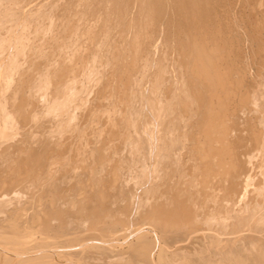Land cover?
Wrapping results in <instances>:
<instances>
[{
    "label": "rangeland",
    "instance_id": "1",
    "mask_svg": "<svg viewBox=\"0 0 264 264\" xmlns=\"http://www.w3.org/2000/svg\"><path fill=\"white\" fill-rule=\"evenodd\" d=\"M7 1H9L10 3ZM13 1L15 2L13 3ZM20 1L18 2V0H11V1L10 0H0V5H1L0 7V13H1L0 14V17H1L0 18V34L1 35L0 36L2 39L4 38L3 40L0 39V42L2 41L0 43V65H1L0 72L5 70L3 71L4 73L0 75L1 76L0 77V80H1L0 81V88H1L0 89L1 90L0 91V105L1 103L5 104L9 101L8 99L11 97L12 94H14L13 91H15L16 88L23 81L28 79L26 76L30 78L31 75H33V77L38 78V75H41L39 73L45 72L46 69L47 71H48V68L49 70H52V68L53 69H55L56 67L58 68L59 66L63 64H64L63 66L66 65L67 67L73 66L72 68H74L73 69L74 72L76 71V69H78L79 73H80L79 70L83 71V68L85 69L86 67L87 69L85 73H82L83 76L81 75L82 77L79 78V81H83V82L78 81L79 83H81L80 85L78 83V87L79 86L81 87L80 91L78 92L79 99H77L76 103H72L70 107L72 108L70 109L71 112H73V114L75 115L73 123L78 125V126L76 125L78 129L75 128V130H68L63 135L61 132L57 131L56 126L60 124H64V122L67 119V114L66 113L64 114V109H62L63 105L60 99L55 98L54 101H52L51 106H49L48 108L45 109L43 107L42 109L41 108L42 106L39 107V110L41 108L40 112L43 113L40 115L42 116V118L39 116L37 117L36 120H34V122L32 120L30 121L31 123L30 122L25 123L28 125V126L24 125L25 128L23 124H20V123L19 125L18 123H16V125H14V123L13 124L9 123L5 130L6 134H2V133L0 134L1 135L0 136L1 138L0 139V178L6 179L10 177L12 173H16L15 172L16 171L15 169L16 160L19 158V155L21 153L20 150H22V148L23 149L36 148L40 145L39 143L41 141L49 140L48 142L49 143L52 142V146H55L56 145L55 143L59 142L61 144V146L59 147H62L63 149L60 148V151H59L58 147H52V149L54 148L55 150L54 152L55 155L52 154L53 156L52 155L51 156L53 158L54 157L60 158V156L65 157V159H63L62 162H58L53 165V170L49 178L47 179L50 181V179L52 178L51 176L55 178L53 180L55 181V184H56V186L53 185L54 188H52V186L49 185L50 182L48 183V186H50L48 188V186H45L47 181L46 182L43 181L41 184L35 185V187L32 186V188L30 187L27 188L26 184L28 185L29 182L27 183L23 182V184L21 183L15 186L14 188L8 190L10 193L9 196L11 199L13 198V196H16V197L13 198L15 201L12 199L14 203L10 199L7 205L3 207L4 210L3 209L0 210L1 211L0 218H2L5 221V222L4 221L0 222V264H145V263L146 264H251V263L252 264H263L264 263V257H263L264 256V225L263 223H261V218L264 215V183H263L264 163H262V160H264L263 158L264 157V126H263L264 124L262 125V122L264 123V113L262 114V112H264V62H263L264 61V0H201V1L200 0H192V1L182 0V2L181 0H159V1L154 0L155 2L151 1V3H149L150 6H148V2H150V0H130V1L129 0H113V1L110 0L109 2L106 1V3L105 1L103 2L102 0H73V3L71 2L72 0L70 1L69 0H57V1L56 0H22L21 2ZM65 1L66 2L68 1L66 5H65ZM87 1L92 6V8L95 7L94 8L95 11L99 9L98 11L96 12L94 11V12L95 13L98 12L99 15H102V16L103 15L107 16L108 12L107 14L105 13L111 7L110 9L111 11L109 10L111 12L110 14L112 15V16L110 15L112 18L111 26H110L111 28L109 27L110 31L108 32H104L101 30L99 31L101 20H99L100 18L98 17V13L95 19L96 15L94 16L93 14L94 12L89 11L87 16L84 17L85 23L82 26V28H80L78 34L75 36L73 34L71 39L68 38L69 41H67L66 39L68 35L70 37V34H68V32L70 33V31L67 30L68 28L66 29L67 25L66 26L64 25V22L67 19L64 22L62 21V19L64 20L65 18H67L65 17V15L67 16V11H64V10L66 8L67 9L72 8L73 10L81 9L83 11H86L88 9V4L85 5ZM114 1H115V5H113ZM194 1L195 3H193ZM183 2H185L186 4H191V5H187L186 7V5ZM15 3L17 4L20 3V6H19L20 9ZM119 3H123V4H119ZM164 3H165V6H164ZM55 4H57L56 5L57 7L55 6ZM103 5L105 9L102 7ZM122 5L123 6L126 5V6L122 7ZM13 6L16 7L15 11L18 10L20 12L11 11V9L14 10ZM63 7H64V10H62ZM137 7H138V10H137ZM58 8L59 9L62 8V9L59 10ZM106 8H108V10H106ZM118 8H120L121 10H119ZM157 8H159L160 11ZM202 8L208 10L210 12L209 14L211 15H208L207 18H201L200 14H202L201 13ZM9 9H10V13H9L10 16L8 15V13L7 14L5 13ZM184 9H186L187 11ZM189 9L195 10L194 17H192L193 10L191 13ZM115 10L117 11L116 13H115ZM145 10L146 11L148 10L147 12H150V13H147ZM121 11H122V18L120 16L121 14H119V12L121 13ZM52 12H54V14ZM51 14L52 16L50 17ZM45 15L47 16V19L43 23V20H45L46 18L45 17L43 19ZM53 15L56 18H57V15L58 16L61 15L63 17V18L61 17L62 19L60 18V16L58 18L59 20L61 19L60 20L61 22H63L62 23L63 26L59 28L57 27V30L60 28L61 30L60 31L58 30L57 32V30H55L56 28L52 27L54 29L52 28L51 29L55 31H51V29H49L50 27L49 26L48 29L50 30V32L48 31V29L47 31H44L45 34L43 32H39L41 25L45 26L47 24L49 25L50 23V25L52 24L54 26ZM148 17L149 18L151 17V18L149 19ZM190 17L192 18L193 22L194 20H197L198 17L200 18L197 20L198 22L195 21L194 26H193L192 25L193 23L191 24V22H189L190 21L189 19H191ZM49 18L50 19L52 18L53 23L52 21L48 23V21H50ZM56 18H55V21H56ZM37 19L40 22H38ZM60 21L58 20L56 21L57 23V24L55 23L56 26L61 25ZM133 21H135L134 24H130L131 22L133 23ZM99 22L100 24H98ZM37 24L40 28H38ZM65 24H67V21L65 22ZM206 24H207V27H205ZM47 26H45L44 28H46ZM64 26L65 28H63V30L65 33L62 31V27ZM124 26H126L127 29ZM35 27H37L36 30L34 29ZM67 27H69V25ZM137 27H139V29ZM194 27L196 29H194ZM201 27L202 28L204 27V28L202 29ZM119 28H122V29H119ZM70 29L72 30V28ZM201 29L203 32L200 31ZM33 30L36 35L38 32L41 35L39 36L38 34L37 36L35 35L36 36L35 37L33 35L34 34ZM121 30L124 32V34L121 33L122 32ZM60 32L61 34H59ZM133 32H135L134 36L137 37V38L135 37L136 39L133 36ZM30 33H32V35ZM54 34H56V36ZM62 34L63 36L66 35L65 37L66 39H64L63 41L65 44H61L63 42L62 41L60 42V40L58 39V38H60L61 40L63 39L61 37ZM14 36L17 39H14L15 38ZM44 36H47V37H44ZM57 36L58 38H56ZM199 36H201V39H202L201 41L204 40L203 43L200 41ZM190 38L192 41H189ZM38 39H40L41 42ZM130 39H133L132 40L133 42H136L137 40L138 44L135 43L137 44L135 45L137 46L136 48H134L135 47L134 45H133L134 47L131 45L132 41ZM13 40L15 41L14 43H13ZM16 40L18 41L16 42ZM22 40L24 42H22ZM65 40L68 43L70 42L69 46H67L68 43ZM194 40H196V42ZM19 41L22 42L24 45L20 43ZM127 41H130V43H128ZM187 41L190 44H192L193 42L195 45V46L192 45L193 47H197L196 46L197 44L206 45L207 46L205 47L207 48L206 50H209L210 54L213 53L212 55L215 58H213V56L211 55L212 56L211 60L210 59L208 60L211 62L209 63L207 62L210 68H206L208 66H205L203 64L204 62L207 61L205 59H204L205 60L204 62L202 61L203 55L201 56L199 54L200 57H202V59H199L198 55H195L196 48L194 49L193 47H190L191 45L189 46V43ZM216 41L217 42L219 41L220 43L219 42L217 43ZM74 42H76L75 45H74ZM71 43H73L72 45L74 47L71 45ZM185 43L188 44L189 49L193 48L195 50L194 51L193 49H190L193 55L191 54H190L191 56L189 55L187 51H189L190 53L191 51L189 49H185V47L187 48ZM129 44L131 45V47ZM139 44H141L140 47H139ZM21 45L22 47H20ZM64 45H66L65 48L66 47L70 48V45L72 47L70 49L66 48L67 51H65L66 49H64L63 47ZM116 45H118L119 50L116 48ZM217 46H219V50L221 49L222 50L219 51ZM59 47L61 48L63 47V50ZM60 49H61V52L63 51L62 54L59 52ZM181 50L184 53H188L187 54L189 55L188 58H185V56L184 58L180 57L181 54H184L182 53ZM53 51L54 53H52ZM135 52H136V55H135ZM17 53L19 54L17 55ZM24 53L25 54L27 53V55L24 56ZM66 53H67V56H65ZM221 53H223L224 55ZM45 55L48 60L44 58ZM61 55L64 56L65 59H62L63 57ZM54 56L56 58H54ZM116 57L118 59H116ZM136 57H138L139 59ZM59 58L60 60L62 59L61 62L64 61L63 64L58 60ZM82 58L84 59V61L85 60L86 61L90 60V61H87V62L85 61L86 63L85 62L83 63L81 62L83 61ZM178 58L179 59L181 58L182 60L180 61H183V63L184 62L185 63L181 64L180 61L179 63L177 61L179 60ZM190 58L192 60L193 58H196L199 60V61L197 60L198 63L196 62V64H194L195 69L192 66L190 67V64L194 63V60L192 61ZM14 59H17V60L15 61ZM187 59L190 60L188 62L189 67L187 65V61H188ZM9 60H12V61H9ZM33 60L35 63L36 61H38L39 63L41 62L40 64L38 62L36 63L37 65L36 69L32 67ZM50 60L52 61L53 64L51 63ZM45 61L52 67L51 66L49 67L47 63L44 64ZM212 61L216 63L212 65ZM34 62H33V66H34ZM80 63L81 65L84 64L86 66L85 67L82 66V68H79L81 66ZM42 64H44V66L47 65L48 67H43ZM198 64H199V67L195 66ZM159 65H161L162 67H160ZM4 66H6L5 68L10 67L7 73H5L6 69L4 68ZM148 66L149 67L151 66V67L149 68ZM163 66L166 69V71H168L169 69L170 71H168L167 73L168 79L162 85L163 89L160 87L162 91L159 90L160 92L158 94H161V98L163 99V102L168 103L170 101L171 104L169 102L170 106L167 109L168 110L167 113L164 116L159 117L155 115V113H153L151 109H148L149 105H148V100L146 99V96H151L153 94H156L155 92L157 91L156 90L157 86H159V83L161 82L162 73L164 72ZM202 66L204 68L201 70L200 68ZM1 67H3L2 71H1ZM27 67H30L29 70L30 71L32 70L31 72L33 73L35 72L36 74L34 73L30 75L29 74L30 71L26 69ZM158 67L161 68L160 78L159 76L158 78L157 77L154 78L156 74V70L159 69ZM211 67L214 70L211 69ZM37 68H39L41 72ZM206 69H207V72L211 71L209 72L210 76L207 75L208 80L209 78H211L209 80L210 83L208 80L205 81L207 79L205 75L208 74L205 71ZM215 69H219L218 72H216L217 70L215 71ZM19 70L20 71L23 70L22 71L23 73L21 72L22 74L20 73L17 74L16 72H20ZM24 70L25 71L27 70L29 72L26 73ZM197 70L199 71V73H200V70L201 72H203L204 70V73H206L205 75L204 73L199 74L200 77L202 75V80L197 75L198 74ZM212 71H215L216 72L215 74L217 75L220 74V76L218 75L220 78H221V75L223 76L222 78L225 77L226 81L222 80V78L220 80V78L216 75L217 76V79L215 78L216 82L218 80L220 81L217 82L218 85H215L216 82H214L215 80L212 78L214 77L215 74H213L214 72ZM219 71L222 72V74L219 73ZM178 72H179V75H178ZM224 72H226V74ZM180 73H181V76L184 78L185 76L186 78H189L191 75H195L196 79L201 80L202 82L201 84H203L204 82L206 83L207 86L208 84L212 86L211 84L214 82L215 83V84L213 83L214 90H215V87L217 91L220 90L219 91L220 94H219L217 93V91L215 92L214 90H212L213 87L212 88L207 87V89L205 90L203 86L198 85L197 89H195L197 91L195 90L194 91L198 94L200 93V95L196 94L197 96L196 101L201 107H198L197 105H195V108L198 107L197 109H201L205 103L206 104L204 108L209 106L210 103L207 104L205 99L202 98V97H205L204 92L206 91L207 93V91H209V88H210V91L209 93L206 94L208 99H211L212 97V100H215L219 103L221 102L222 104H225L226 102L225 105L227 106V108L229 106L230 109H227L225 105H221L223 108L225 106L224 110L229 114L228 120H229V125L233 128L232 133L234 135H237V139L239 138L238 139L239 143L234 142L232 144V148L235 152L239 153V156L241 158V164L243 165V167L244 168L247 167L249 170V173L251 174L253 173L252 176H254L251 179V188L249 190V194H247L246 199H243L241 197V200L235 201L232 197H223L220 195L219 197L214 196V198L209 200V194H210V192H208L209 190L207 189L208 191L206 192L204 190L205 187H203L202 189V187L200 186L199 187L194 186V188H192V191H193L192 194H187V193L181 194L178 205H174L172 207L169 206L168 202H165V198L159 199V195L163 191L167 190L168 194L173 195V194H177L178 190L186 189V187L189 186L188 179L192 176V174H194V169H195L194 167H192L193 166L192 158L185 154V152L187 151L186 148H183L182 145H180L179 143H175L173 136H172V134L174 133V130L176 131L178 130L176 133H178L179 131H182L184 133V131L189 130L190 128L192 129V125L197 122V119L199 117L198 113L197 114L194 113L190 120H187V119L184 120L182 115L181 114L179 115L180 108H181L179 106L180 98H178L176 101L177 95L171 88L172 87L171 85H173L172 78L175 76L178 78L180 76ZM182 74L185 76H183ZM231 74L232 76H230ZM203 75L205 77H203ZM21 77H24L25 80L24 78H21ZM228 77H231V78H228ZM20 78L23 80H21ZM48 83L50 85L47 84V86L49 85L47 92L50 91L48 92L50 94L51 91L54 89L53 83H55V80L52 81L51 79H49ZM219 84L221 85L219 86ZM169 85H170V88H169ZM14 87H15V90H14ZM199 88L200 89L202 88L205 91H202L201 89L199 91H202V92H199L198 91ZM168 89H172V92L170 93L171 90H168ZM154 90L156 91L154 92ZM195 92H193L194 96H195ZM201 93L202 94L204 93V95L201 97L202 99H204V101L200 98ZM26 94H31V91L26 92ZM166 94H168V96ZM250 94L251 95L253 94V96L255 95V97L251 96ZM209 95L211 97H209ZM212 95H215V97ZM260 95L261 97H259ZM248 97L249 99H247L245 103V100H246L245 98H248ZM6 98H8L7 101H6ZM261 99L263 100L261 101ZM201 100L204 104L200 103ZM249 100L253 102L251 103L249 102ZM247 102H249V104ZM120 106L123 107V109L120 108ZM250 106L253 108L250 109ZM115 107L118 108V110ZM256 108L257 109L259 108V109L257 110ZM49 109H51V111H48ZM114 109L118 111L117 114L116 112L113 111ZM228 110H230L231 113H229L230 111ZM113 112L115 114H113ZM120 112L122 114H120ZM125 112H126V115H125ZM110 116H112L113 118ZM127 116H130L133 120L132 123L135 124L133 126H130L131 128L130 137L131 138L128 137L129 135L128 136L126 135L128 134V131H127L128 128L124 126ZM123 117H125V120H123L124 119ZM194 118L196 120L193 121ZM113 119H115L116 121ZM248 121L250 122L248 123ZM112 122L114 123L112 124ZM190 123H193L191 124V127H190ZM32 124L34 126H32ZM119 124H121L122 127L121 125L119 126ZM149 125H151L153 128H157V131H158L157 137L147 132L149 131V128H148ZM29 127L30 129L28 130ZM123 127L127 129H124ZM32 128H34V130ZM15 129L16 131L17 130L18 131L15 132ZM99 129H100V132H99ZM123 129L125 130L124 133L127 132L126 134L122 133ZM260 131L262 132V136H260L261 135ZM96 132H99L100 135L99 133H96ZM256 132L260 133L259 139L262 140V145H261V152L263 154V156L261 155L262 158L261 156L258 155L259 153L257 154V151H255L257 150L255 148H257L259 144L257 143V141L255 143L254 135L257 134ZM15 133L17 135H15ZM36 133H39L40 136L38 134L36 135ZM41 133L43 134V136ZM38 136L41 138H39ZM24 137L26 139H24ZM189 137L190 136L188 135V137L185 139V142L187 145L188 144L191 145L190 142L192 141V139ZM201 137L197 138L196 140L197 144L202 142L201 145L204 144V146L202 147L204 149V152L206 151L209 155L208 156L207 154L204 153L203 156L209 157L207 160L208 162L212 161L210 158V154H211V157H213V161L211 162L212 164L209 165L208 162L205 161V166H207L206 163L208 164V168L206 167V174L209 171L213 170L211 169L208 171V169H210L209 166L212 168L218 167L219 172L220 170L222 171V168L220 169V167L218 166L219 164L218 158L215 157L217 159L216 160L213 156V154L216 153L215 149L214 150L212 149L213 147L218 149L219 146L218 147H215L217 145L211 146L212 142L206 139L203 134H201ZM78 138H79V141L77 140ZM128 138L130 139V141ZM133 138L134 140H132ZM37 139H38V143H37ZM111 139H112V142L114 143L111 142ZM189 139H191V141ZM16 140H18V142ZM123 140L124 142L126 140V142L124 143ZM205 140L208 142H206ZM34 141H35V144H34ZM131 141H135V142L138 141L141 144V148L137 152L136 157L134 156L132 157V159H130L129 156H133L136 153L132 152V155H131L130 150L132 151V147L130 146L131 144L129 143ZM73 142L75 144H73ZM86 143H89V144H86ZM90 143H92V147H96L97 145L100 148L101 146L102 148L104 147L103 149L102 148L101 149H102V152H104L105 154V159H106L105 165L106 166L105 165L101 166L99 165L100 163L97 164L99 161H97L96 163L97 166H95V162L92 161L93 159L87 156L86 153H87V150L89 149L88 145H90ZM208 143L209 144L211 143L210 146ZM71 144H73V147ZM81 144L83 145V147ZM150 144L152 146H150ZM112 145L115 148H113ZM126 147L128 148L127 151H126ZM130 147L131 149H129ZM207 147L212 149V153L213 151L215 153L212 154L210 152L211 150L210 149L208 150ZM222 148H224L223 145L220 149ZM81 149L82 150L84 149V150L82 151ZM142 149H144V151ZM175 149H178V152H182L184 154V156L183 155L181 156L182 157V159H180L181 163L177 162V167H178L177 170H175L176 168H174L176 167V162H175V165L174 163L173 164L171 163L172 164L171 171L173 172V173L171 172L172 175L171 174L169 175L171 176V178L166 177L165 181L167 180V178L169 180H167L166 183H164L163 181V184L160 186V188H158V190L154 192L155 184L159 180L157 179L156 172L159 170H162L170 162L171 158L175 154V152L173 151ZM250 149L252 150L253 155H256L257 157H259L257 161L255 159H254L255 161L253 160L255 156L252 155ZM83 152L84 154L82 155ZM244 152L246 153L243 154ZM16 154H19V155H16ZM56 154L59 157L56 156ZM215 156H218V155L216 154ZM151 157L152 158L154 157V158L152 159ZM14 159H15V162H13ZM109 160H110V163H109ZM130 160L131 161L133 160V163H131ZM65 161L67 163H65ZM173 162H174V159H173ZM213 162H215L214 163L215 165L213 164ZM244 162L246 163L244 164ZM62 163H65L66 167H65V164H62ZM141 163L143 165H145V163L148 164L147 166L145 165L147 169V175H146V182L144 185H143V182L139 183L141 182L140 181L141 180L140 169L141 167H143ZM259 163L260 165H258ZM129 164L132 165L131 168L133 166L135 167V168L133 167L134 170L131 168H130L131 170L128 169L130 167ZM247 164L250 166H248ZM262 164H263V167H262ZM63 165L65 169L63 168ZM180 165H182L181 168H179ZM211 165H213L214 167ZM60 166L62 168H60ZM91 166L92 167L95 166V169L94 167H93L94 170L89 169L91 168ZM258 166L262 167L263 170L261 168H260L261 169L260 171L259 169H256V168H259ZM114 170L116 172L118 171L117 172L119 175L118 177H120V179L118 180L121 181V182L118 181L119 183L117 184L115 183L116 186L114 185V180H112L114 178V175H112L115 172ZM178 170L179 172H177ZM52 173H57L58 175L56 174L57 176L54 177L55 175ZM66 173H71V174L66 175ZM132 173H134V176ZM210 173H212V171ZM210 173H208L207 175H210L211 178H213ZM63 175L64 177L62 178ZM93 175L95 176L97 175L96 176L97 179L100 178L99 180H97L98 182H96L97 183L96 186H98L99 182H100L99 186H102V185L106 186L107 190H109L108 193L110 197L108 198L107 205H102V204L97 203L96 201L90 200L88 201L85 210L83 208L82 210L80 208V201H79L80 198L78 199V197L81 196L80 193L83 191H81V189H78L79 187L81 188V186L78 184L79 183L82 184L83 182H86L87 179L88 180L91 179ZM131 175L133 177H131ZM173 175L175 178H178V177L179 178L178 179H175L174 177L172 178ZM207 175L204 176L203 174L202 178L204 179L205 177L204 180L209 181L210 177ZM59 178H62L60 179L61 181H59ZM70 178L73 179L74 181L71 180ZM216 179L217 178H215L214 181H216ZM63 180L65 181L67 180L66 182L68 185L64 184L65 181ZM161 180H159V182L157 183L161 184ZM176 180L177 182L174 185V182ZM172 181L173 183H169ZM242 183H243V179L241 178V185ZM59 184H60V187H59ZM119 185H120V188H118ZM137 185L138 186L140 185V186L138 187ZM73 186L74 187L77 186L78 188L77 187L74 188ZM111 186L113 187L109 189V187ZM134 186L136 190L134 189ZM44 187L46 190L48 189L49 191H46ZM88 187L89 186H87V188ZM171 188H173L172 189L173 191H171ZM33 189H35V191ZM54 189H56L57 191ZM137 189H138V195H137ZM212 189H215V188H212ZM15 190L17 191L18 194L14 193ZM21 190L23 191V193ZM37 190L38 191L40 190L39 194L37 193L38 192ZM122 191L124 193H122ZM35 193H36V196L39 195L38 199L36 198V196H34ZM82 194H85V193H82ZM29 195L34 196L32 198H35L33 199L35 202H32L31 201L32 198H30V200L29 199H28L29 201L26 200L27 203H25V199L27 197H30ZM135 196L137 199L134 198ZM23 197H26V198L23 199ZM151 197L152 198L154 197V198L152 199ZM133 198L136 199V201ZM20 199H23V200L21 201ZM41 199L44 202H42ZM46 200L48 204L45 202ZM248 200L250 201V205L248 206L247 210H244L243 204ZM116 201H117V204H113ZM159 201H162L160 204L161 209L159 208L160 210L158 209L157 206H155L157 203H159ZM21 202L22 204H20ZM187 202H190V205L186 206ZM15 203H16V206H15ZM126 203L127 205H125ZM36 204L39 207H37ZM239 205H241V212H237V206ZM176 207L179 209V211L182 214L181 216H178V217H172L170 215V211L176 209ZM5 208H8V209L11 208V210H9L11 212L9 213V211H7V213H5L6 212ZM60 210H62L63 214L59 219H52V225L44 224V222H46L53 215H55L56 212ZM81 211H84V212H81ZM180 218H184L182 220H185V219L197 220V223L196 224L195 223L194 224L184 223L180 227L179 225L177 226L175 224L170 223V221H179ZM69 222L73 224L67 225ZM251 255L254 257H252ZM249 260L251 262H249ZM257 260L260 262H258Z\"/></svg>",
    "mask_w": 264,
    "mask_h": 264
},
{
    "label": "bare ground",
    "instance_id": "2",
    "mask_svg": "<svg viewBox=\"0 0 264 264\" xmlns=\"http://www.w3.org/2000/svg\"><path fill=\"white\" fill-rule=\"evenodd\" d=\"M11 1V0H10ZM20 0H18V2H19ZM22 1V0H21ZM20 1V2H21ZM57 1V0H56ZM70 1V0H69ZM103 2L105 1V3H106V1H110V0H102ZM113 1V0H112ZM130 1V0H129ZM151 1H154V0H150V2H148V6H150L149 5V3H151ZM157 1V0H156ZM159 1V0H158ZM192 1V0H191ZM201 1V0H200ZM7 2H9V1H7ZM15 1H13V3H14ZM17 2V1H16ZM44 2V1H43ZM53 2V1H52ZM68 2V1H67ZM66 1H65V5H66V3H67ZM72 3H73V0L71 1ZM94 2V1H93ZM118 2V1H117ZM123 2V1H122ZM128 2V1H127ZM143 2V1H142ZM155 2V1H154ZM181 2H182V0H181ZM10 3V2H9ZM12 3V2H11ZM23 3H24V1H23ZM26 3V2H25ZM55 3V2H54ZM84 3H85V1H84ZM126 3V2H125ZM147 3V2H146ZM175 3V2H174ZM185 5H186V7H187V5H191V4H186L185 2H183ZM188 3V2H187ZM193 3H195V1L193 2ZM200 3V2H199ZM198 3V4H199ZM15 4H17V3H15ZM27 4V3H26ZM47 4V3H46ZM52 4V3H51ZM58 4V3H57ZM57 4H55V6L57 5ZM88 4V9L86 10V11H83V10H81V9H78V10H73L72 8H66L65 10H64V7H63V9L62 8H60V9H62V10H64V11H67V16L65 15V17H67V18H65L64 20L62 19L63 17L61 16V15H59L60 16V18L62 19V21L64 22L66 19V21H67V24H65V22H64V25L66 26H68L69 25V27H67L66 26V29L68 30V31H70V33L68 32V34H70V37H69V35H68V37H67V39L65 38L66 37V35H64L63 36V34H62V40L60 39V38H58V36L56 37V38H58L59 40H60V42L62 41H64V39H66L67 41H69V39H71V37H72V35L74 34V36L75 35H77L78 34V32H79V30H80V28H82V26L84 25V17L85 16H87V14H88V12L89 11H95V7L94 8H92V6L88 3V1L86 2V4L85 5H87ZM101 4V3H100ZM119 4H123V3H119ZM144 4V3H143ZM183 4V5H184ZM198 4H196V5H198ZM10 5V4H9ZM13 5V4H12ZM24 5V4H23ZM44 5V4H43ZM72 5V4H71ZM113 5H115V1L113 2ZM137 5H138V3H137ZM146 5V4H145ZM153 5V4H152ZM155 5V4H154ZM157 5V4H156ZM178 5V4H177ZM184 5V6H185ZM17 6H18V8H19V6H20V3L19 4H17ZM49 6V5H48ZM58 6H60V5H58ZM109 6V5H108ZM126 5H122V7H125ZM129 6V5H128ZM147 6V5H146ZM164 6H165V3H164ZM174 6V5H173ZM183 6V7H184ZM200 6V5H199ZM208 6V5H207ZM258 6V5H257ZM0 7H1V5H0ZM14 7V6H13ZM46 7V6H45ZM57 7V6H56ZM103 8H104V5L102 6ZM121 7V6H120ZM136 7V6H135ZM144 7V6H143ZM143 7H141V8H143ZM157 7V6H156ZM192 7H193V5H192ZM191 7V8H192ZM6 8V7H5ZM10 8V7H9ZM15 8L16 7H14V10L13 9H11V11H15ZM17 8V9H18ZM116 8V7H115ZM127 8H129V7H127ZM127 8H126V10H127ZM149 8V7H148ZM151 8H152V6H151ZM190 8V7H189ZM198 8H200V7H198ZM251 8V7H250ZM20 9V8H19ZM55 9V8H54ZM59 9V8H58ZM59 9V10H60ZM102 9V8H101ZM105 9V8H104ZM110 9H111V7H110ZM109 9V10H110ZM119 10H121L120 8H118ZM124 9V8H123ZM154 9V8H153ZM152 9V10H153ZM159 11H160V9L159 8H157ZM180 9V8H179ZM194 9H195V7H194ZM99 10V9H98ZM98 10H96V11H98ZM103 10V9H102ZM106 10H108V8H106ZM106 11V13L105 14H107V12H108V15L107 16H105V15H99V13H98V17L100 18H98L99 20H101V24H100V22L98 23V24H100V29H99V31L101 30V31H104V32H108V31H110V26H111V20H112V18H111V10L110 11ZM118 10V11H119ZM137 10H138V7H137ZM140 10V9H139ZM144 10V9H143ZM150 10V9H149ZM167 10V9H166ZM184 10H186V9H184ZM187 10H188V8H187ZM186 10V11H187ZM193 10V9H192ZM192 10L191 9H189V11H191V13H192ZM196 10H197V8H196ZM18 10H16L15 12H17ZM44 11V10H43ZM47 11V10H46ZM58 11V10H57ZM95 11V12H96ZM113 11H114V9H113ZM123 11V10H122ZM122 11H121V13L119 12V14H121L120 16H121V18H122ZM141 11V10H140ZM146 11V10H145ZM148 11V10H147ZM146 11V12H147ZM154 11V10H153ZM194 11L195 10H193V16L192 17H194ZM2 12V11H1ZM18 12H20V11H18ZM23 12V11H22ZM93 13L94 14V16H95V19H96V17H97V13ZM105 12V11H104ZM117 11L115 10V13H116ZM144 12V11H143ZM181 12V11H180ZM185 12V11H184ZM197 12V11H196ZM199 12H200V10H199ZM6 14L8 13V15H9V13H10V9L9 10H7V12H5ZM12 13V12H11ZM53 14H54V12H52ZM69 13V14H68ZM147 13H150V12H147ZM190 13V14H191ZM201 13L202 14H200V17L201 18H207L208 17V15H211V14H209L210 12L208 11V10H206V9H201ZM212 13H214V12H212ZM1 14V13H0ZM17 14V13H16ZM22 14V13H21ZM47 14V13H46ZM49 14V13H48ZM61 14V13H60ZM65 14H66V12H65ZM104 14V13H103ZM135 14V13H134ZM134 14H133V16H134ZM145 14V13H144ZM156 14V13H155ZM160 14V13H159ZM197 14V13H196ZM12 15V14H11ZM15 15V14H14ZM63 15H64V13H63ZM111 15V16H110ZM136 15V14H135ZM139 15V14H138ZM142 15V14H141ZM157 15V14H156ZM163 15V14H162ZM198 15V14H197ZM7 16V15H6ZM5 16V17H6ZM10 16V15H9ZM52 16V14L50 15V17ZM55 16H56V14H55ZM59 16L57 15V18L56 17H54V15H53V17H54V26L52 25H50V23L49 22H51L52 21V18L50 19L49 18V20L50 21H48V23H49V25L47 24V23H45V24H47V25H45V26H47L46 28H44L42 25L39 27L38 26V24H37V26H38V28H40L39 29V32H43L44 33V31H47V29H48V27H49V29H51L52 27H55L56 29L55 30H57V27L59 28V27H61V26H63L62 25V23L63 22H61L58 18H59ZM118 16V15H117ZM123 16H124V14H123ZM143 16V15H142ZM183 16V15H182ZM186 16V15H185ZM199 16V15H198ZM4 17V18H5ZM13 17V16H12ZM36 17V16H35ZM46 17V18H45ZM92 17H93V15H92ZM151 17H152V15H151ZM150 17V18H151ZM174 17V16H173ZM200 17H198V19L200 18ZM1 18V17H0ZM8 18V17H7ZM20 18V17H19ZM45 18V20H43V23L46 21V19H47V16L45 15L44 17H43V19ZM55 18H56V21L58 20V21H60L61 22V25L60 26H56V21H55ZM75 18H76V20H75ZM114 18V17H113ZM133 18V17H132ZM143 18V17H142ZM149 18V17H148ZM149 18V19H150ZM191 18V17H190ZM210 18V17H209ZM94 19V18H93ZM97 19V20H98ZM127 19V18H126ZM158 19V18H157ZM193 19H195V18H193ZM197 19V20H198ZM2 20V19H1ZM8 20V19H7ZM41 20H42V18H41ZM86 20V19H85ZM132 20V19H131ZM141 20V19H140ZM145 20V19H144ZM152 20V19H151ZM159 20V19H158ZM178 20V19H177ZM184 20H186V19H184ZM190 21L189 22H191V24L194 26V23H195V21L196 22H198L197 20H194V22L192 21V18L191 19H189ZM202 20V19H201ZM204 20V19H203ZM37 21H38V19H37ZM53 21H52V23H53ZM116 21V20H115ZM147 21V20H146ZM160 21V20H159ZM211 21V20H210ZM7 22V21H6ZM18 22V21H17ZM38 22H40V21H38ZM60 22H59V24H60ZM120 22V21H119ZM123 22V21H122ZM134 22L135 21H133V23L131 22L130 24H134ZM188 22V21H187ZM19 23V22H18ZM21 23V22H20ZM37 23V22H36ZM42 23V24H43ZM56 23V24H55ZM144 23V22H143ZM152 23V22H151ZM157 23V22H156ZM199 23H200V21H199ZM198 23V24H199ZM204 23V22H203ZM7 24V23H6ZM17 24V23H16ZM15 24V25H16ZM33 24V23H32ZM41 24V23H40ZM121 24V23H120ZM123 24H125V23H123ZM158 24V23H157ZM190 24V25H191ZM197 24V23H196ZM200 25H201V23H200ZM199 25V26H200ZM211 25V24H210ZM4 26V25H3ZM14 26V25H13ZM17 26V25H16ZM32 26V25H31ZM65 26L64 27H62V31L64 32V30H63V28H65ZM128 26V25H127ZM204 26V25H203ZM6 27V26H5ZM5 27H4V29H5ZM9 27V26H8ZM110 27V28H109ZM123 27V26H122ZM124 27H126V26H124ZM134 27V26H133ZM136 27V26H135ZM182 27V26H181ZM205 27H207V24L205 25ZM212 27V26H211ZM10 28V27H9ZM9 28H8V30H9ZM32 28V27H31ZM36 28L37 27H35L34 29L36 30ZM70 28H72V30L70 29ZM130 28V27H129ZM138 29H139V27H137ZM149 28V27H148ZM170 28V27H169ZM202 28V27H201ZM204 28V27H203ZM202 28V29H203ZM213 28V27H212ZM45 29V30H44ZM48 29V31L50 32V30ZM52 29H54V28H52ZM51 29V31H55V30H52ZM70 29V30H69ZM119 29H122V28H119ZM118 29V30H119ZM126 29H127V27H126ZM125 29V30H126ZM134 29V28H133ZM136 29V28H135ZM194 29H196L195 27H194ZM193 29V30H194ZM202 29L200 30V31H202ZM2 30V29H1ZM41 30V31H40ZM59 31L61 30V28L60 29H58ZM58 30H57V32H58ZM124 30V31H125ZM131 30V29H130ZM150 30V29H149ZM171 30V29H170ZM21 31V30H20ZM19 31V32H20ZM61 31V32H62ZM66 31V30H65ZM122 31V30H121ZM120 31V32H121ZM135 31V30H134ZM141 31V30H140ZM198 31H199V29H198ZM197 31V32H198ZM5 32H6V30H5ZM8 32V31H7ZM29 32V31H28ZM32 32V31H31ZM37 33V35L39 34V36L41 35L40 33ZM56 32V33H57ZM61 32L59 33V34H61ZM62 32V33H63ZM96 32V31H95ZM203 32V31H202ZM206 32V31H205ZM219 32V31H218ZM12 33V32H11ZM33 35L35 36L36 34H35V32H34V30H33ZM52 33H54V32H52ZM65 33V32H64ZM122 34H124V32L122 31L121 32ZM130 33V32H129ZM134 33L135 32H133V36H134ZM201 33V32H200ZM13 34V33H12ZM31 35H32V33H30ZM45 34V33H44ZM47 34V33H46ZM58 34V35H59ZM126 34V33H125ZM137 34V33H136ZM139 34V33H138ZM141 34V33H140ZM170 34V33H169ZM184 34V33H183ZM199 34V33H198ZM203 34V33H202ZM1 35V34H0ZM4 35V34H3ZM27 35H29V34H27ZM36 35V36H37ZM55 36H56V34H54ZM108 35V34H107ZM106 35V36H107ZM35 36V37H36ZM116 36H117V34H116ZM121 36V35H120ZM126 36V35H125ZM170 36V35H169ZM191 36V35H190ZM202 36V35H201ZM201 36H199L200 37V41L202 40L201 39ZM218 36V35H217ZM2 37H4V36H2ZM15 37V36H14ZM28 37V36H27ZM32 37V36H31ZM34 37V38H35ZM42 37V36H41ZM44 37H47V36H44ZM54 37V36H53ZM130 37V36H129ZM136 36H134V38H135ZM20 38V37H19ZM25 38V37H24ZM43 38V37H42ZM41 38V39H42ZM55 38V37H54ZM69 38V39H68ZM75 38V37H74ZM73 38V39H74ZM119 38V37H118ZM133 38V39H134ZM137 38V37H136ZM135 38V39H136ZM184 38H186V37H184ZM188 38V37H187ZM198 38V37H197ZM203 38H205V37H203ZM207 38H209V37H207ZM0 39L1 40H3L2 38H1V36H0ZM13 39V38H12ZM11 39V40H12ZM14 39H17L16 37L14 38ZM21 39V38H20ZM133 39H130L131 41L133 40ZM164 39V38H163ZM178 39V38H177ZM211 39H212V37H211ZM210 39V40H211ZM216 39V38H215ZM219 39H220V37H219ZM10 40V39H9ZM19 40V39H18ZM18 40H16V42L18 41ZM38 40H40V39H38ZM65 40V41H66ZM79 40V39H78ZM117 40V39H116ZM128 40H129V38H128ZM45 41V40H44ZM56 41V40H55ZM66 41V42H67ZM74 41V40H73ZM80 41V40H79ZM135 41V40H134ZM189 41H192L191 40V38H190V40ZM195 42H196V40H194ZM220 41V40H219ZM218 41V42H219ZM2 42V41H1ZM0 42V43H1ZM15 41L13 40V43H14ZM20 42V41H19ZM22 42H24L23 40H22ZM22 42H20V43H22ZM39 42V41H38ZM40 42H41V40H40ZM120 42V41H119ZM118 42V43H119ZM128 43H130V41H127ZM140 42V41H139ZM168 42V41H167ZM188 42V41H187ZM202 43L204 42V40L203 41H201ZM217 42V41H216ZM217 42V43H218ZM6 43V42H5ZM12 43V44H13ZM19 43V44H20ZM45 43V42H44ZM57 43V42H56ZM68 43V42H67ZM66 43V44H67ZM70 43V42H69ZM69 43H68V45L67 46H69ZM115 43H117V42H115ZM135 43H137L138 44V42H137V40H136V42H131V45L133 46H135V45H137V44H135ZM141 43V42H140ZM181 43H182V41H181ZM189 43V42H188ZM200 43V42H199ZM213 43V42H212ZM220 43V42H219ZM23 44V43H22ZM31 44H33V43H31ZM61 44H65L64 42L63 43H61ZM73 43H71V45H72ZM76 44V42H74V45ZM184 44V43H183ZM186 44V43H185ZM197 44V43H196ZM206 44V43H205ZM222 44V43H221ZM8 45V44H7ZM10 45V44H9ZM16 45V44H15ZM14 45V46H15ZM24 45V44H23ZM28 45V44H27ZM60 45V44H59ZM70 45V48L73 46H71ZM130 45V44H129ZM131 45H130V47H131ZM177 45V44H176ZM180 45V44H179ZM191 45V46H190ZM195 46L194 45V43L192 42V44H190L189 43V46L190 47H193V46ZM212 45V44H211ZM214 45V44H213ZM217 45V44H216ZM13 46V45H12ZM65 46L66 45H64L63 47H64V49H66V48H68V47H66L65 48ZM125 46V45H124ZM133 46V47H134ZM141 46V44H139V47ZM183 46V45H182ZM186 46H187V48L185 47V49H189L188 48V44H186ZM197 47H193L194 49L196 48V53H195V55H198V57H199V59H202V57H200V55L202 56L203 55V59H202V61L204 62L205 60H207L206 62H202L205 66H208V67H206V68H210L209 67V62H211V61H208L209 59L211 60V58H212V54H210L209 53V50H206L207 48H205V47H207L206 45H202V44H197L196 45ZM2 47V46H1ZM20 47H22V45L20 46ZM28 47V46H27ZM57 47V46H56ZM63 47L61 48V47H59V48H61L62 50H63ZM74 47V46H73ZM80 47V46H79ZM115 47V46H114ZM126 47V46H125ZM129 47V46H128ZM137 46H135L134 48H136ZM138 47V48H139ZM184 47V46H183ZM216 47V46H215ZM224 47V46H223ZM36 48V47H35ZM42 48V47H41ZM70 48H68V49H70ZM116 48L118 49V45H116ZM134 48H133V50H134ZM142 48V47H141ZM179 48V47H178ZM193 48H190V49H193ZM217 48H218V50H219V46H217ZM226 48V47H225ZM15 49V48H14ZM13 49V50H14ZM43 49V48H42ZM61 49H60V53L62 54V52H61ZM77 49V48H76ZM122 49V48H121ZM184 49V48H183ZM182 49V50H183ZM184 49V50H185ZM189 49V50H190ZM193 49V50H194ZM221 49V48H220ZM13 50H12V52H13ZM17 50V49H16ZM22 50V49H21ZM31 50V49H30ZM29 50V51H30ZM119 50V49H118ZM132 50V49H131ZM136 50V49H135ZM181 50V51H182ZM212 50V49H211ZM214 50V49H213ZM222 50V49H221ZM221 50H219V51H221ZM15 51V50H14ZM18 51V50H17ZM20 51V50H19ZM46 51V50H45ZM56 51V50H55ZM65 51H67V49L65 50ZM76 51V50H75ZM74 51V52H75ZM117 51V50H116ZM125 51V50H124ZM129 51V50H128ZM186 51V50H185ZM191 51V50H190ZM195 51V50H194ZM218 51V52H219ZM44 52V51H43ZM42 52V53H43ZM49 52V51H48ZM58 52V51H57ZM98 52V51H97ZM138 52V51H137ZM188 53H189V55L191 54V55H193L192 54V51H191V53L189 52V51H187ZM215 52V51H214ZM16 53V52H15ZM28 53V52H27ZM27 53L25 54L24 53V56L25 55H27ZM52 53H54V51L52 52ZM60 53H59V55H60ZM99 53V52H98ZM97 53V54H98ZM117 53V52H116ZM134 53V52H133ZM182 53H184L183 51H182ZM188 53H184V54H186V55H184V54H181V55H183V56H181L180 55V57L182 58H184V56H185V58H188V56L189 55H187ZM224 53V52H223ZM223 53H221V54H223ZM19 53H17V55H18ZM51 54V53H50ZM64 54V53H63ZM86 54V53H85ZM118 54V53H117ZM169 54V53H168ZM180 54V53H179ZM200 54V55H199ZM216 54V53H215ZM219 54V53H218ZM119 55V54H118ZM135 55H136V52H135ZM178 55V54H177ZM190 55V56H191ZM212 55V56H211ZM224 55V54H223ZM15 56V55H14ZM30 56V55H29ZM43 56V55H42ZM62 56V55H61ZM60 56V57H61ZM65 56H67V53L65 54ZM72 56V55H71ZM96 56V55H95ZM117 56V55H116ZM167 56V55H166ZM169 56V55H168ZM17 57V56H16ZM15 57V58H16ZM35 57V56H34ZM40 57V56H39ZM38 57V58H39ZM48 57V56H47ZM59 57V56H58ZM63 58L62 59H65L64 58V56H62ZM114 57V56H113ZM139 57V56H138ZM138 57H136V58H138ZM193 57V56H192ZM218 57H219V55H218ZM222 57V56H221ZM226 57V56H225ZM18 58V57H17ZM25 58V57H24ZM27 58V57H26ZM29 58V57H28ZM44 58H46V55H45V57ZM50 58V57H49ZM54 58H56L55 56H54ZM95 58V57H94ZM177 58V57H176ZM179 59V60H177L178 62L180 61V60H182V59ZM213 58H215L214 56H213ZM229 58V57H228ZM41 59V58H40ZM39 59V60H40ZM61 59V60H62ZM67 59V58H66ZM71 59H72V57H71ZM83 59V58H82ZM116 59H118L117 57H116ZM139 59V58H138ZM141 59V58H140ZM162 59V58H161ZM191 59V58H190ZM205 59V60H204ZM15 61L17 60V59H14ZM14 60H13V62H14ZM28 60H30V59H28ZM37 60V59H36ZM46 60H48L47 58H46ZM60 62H61V60H60V58L58 59ZM68 60V59H67ZM67 60H65V61H67ZM103 60V59H102ZM114 60V59H113ZM142 60V59H141ZM160 60V59H159ZM188 61H187V65H188V62L190 61L189 59H187ZM192 60V59H191ZM193 60H194V63L193 64H190V67L192 66L193 68H194V64H196V62H197V60L198 59H196V58H193ZM192 60V61H193ZM213 60V59H212ZM9 61H12V60H9ZM21 61V60H20ZM51 61V60H50ZM58 61V62H59ZM86 61V60H85ZM84 61V59H83V61H81V62H85ZM87 61H90V60H87ZM86 61V62H87ZM95 61V60H94ZM137 61V60H136ZM199 61V60H198ZM32 62V61H31ZM33 62H34V60H33ZM33 62H32V67H34L35 69H36V63L38 62V61H36V63L34 62V66H33ZM42 62H44V61H42ZM55 62V61H54ZM64 62V61H63ZM63 62H61L62 64H63ZM85 62V63H86ZM181 62V64L183 63V61H180ZM179 62V63H180ZM208 62V63H207ZM226 62V61H225ZM264 62V61H263ZM30 63V62H29ZM39 63V62H38ZM41 63V62H40ZM39 63V64H40ZM47 62L45 61V63L44 64H46ZM51 63H52V61H51ZM57 63V62H56ZM66 63V62H65ZM82 63V64H83ZM133 63V62H132ZM185 63V62H184ZM183 63V64H184ZM198 63V62H197ZM200 63H201V61H200ZM205 63H207V64H205ZM214 63H216V62H214V61H212V65L214 64ZM44 64H42L43 65V67H48L47 65L46 66H44ZM48 64V63H47ZM53 64V63H52ZM72 64H74V63H72ZM77 64V63H76ZM145 64V63H144ZM147 64V63H146ZM177 64V63H176ZM229 64V63H228ZM5 65V64H4ZM14 65V64H13ZM21 65H23V64H21ZM42 65H41V67H42ZM49 65V64H48ZM64 65V64H63ZM63 65H61V66H59L57 69L55 68V69H53L52 68V70H49V68H48V71H47V69H46V71L45 72H42V73H39V74H41V75H38V78L37 77H33V75H31V74H34L33 72H31L30 70H29V68L30 67H27L26 69L27 70H29V71H25L26 73H28L29 72V74L31 75V77L29 78L28 76H26L27 78V80H25V78L24 77H21V78H24V80L25 81H23L17 88H16V90H15V87H16V85H15V87H14V90L15 91H13V93L14 94H12L11 95V97L8 99V98H6V101H7V99L9 100L7 103H1V105H0V134L2 133V134H6V132H5V130H6V127H7V125L9 124V123H14V125H16V123H18V125H19V123L20 124H23V126L24 125H27V124H25V123H29L30 121H32L33 120V122H34V120H36L37 119V117H39L41 114H43L42 112H40V110H41V108L43 109V107L46 109V108H48L49 106H51V103H52V101H54V99L56 98V99H60V101L62 102V105H63V107H62V109H64V114L66 113L67 114V119H66V121L64 122V124H60V125H58V126H56L57 127V131L58 132H61L62 133V135L64 134V133H66V131H68V130H75V128H77L78 129V127H76V125L77 124H74L73 123V121H74V114H73V112H71V110L70 109H72V108H70L71 107V104L72 103H76V101H77V99H79V94H78V92L80 91V86L78 87V83L79 82H83V81H79V78L80 77H82L83 76V74L82 73H85L86 72V69H87V67L84 69L83 68V71L82 70H79L80 71V73L78 72V69H76V71L74 72L73 71V69L74 68H72L73 66H71V65H69V66H71V67H67L66 65L65 66H63ZM80 65H81V63H80ZM88 65V64H87ZM148 65V64H147ZM157 65V64H156ZM203 65V66H204ZM221 65V64H220ZM225 65H227V64H225ZM1 66V65H0ZM39 66V65H38ZM51 65H49V67H50ZM56 66V65H55ZM82 66L83 67H85L86 65H81L79 68H82ZM134 66V65H133ZM160 67H162L161 65H159ZM170 66V65H169ZM180 66V65H179ZM195 66H198L199 67V64L198 65H195ZM201 67L200 69L202 70L204 67ZM210 66H211V64H210ZM6 66H4V68H5ZM52 67V66H51ZM149 67V66H148ZM151 67V66H150ZM149 67V68H150ZM160 67H158L159 69H157L156 70V74H155V77L154 78H158V76H159V78H160V71H161V68ZM175 67V66H174ZM177 67V66H176ZM181 67V66H180ZM188 67H189V65H188ZM197 67V68H198ZM213 67V66H212ZM211 67V69H213ZM22 68V67H21ZM34 68H33V70H34ZM163 68H164V66H163ZM169 68V67H168ZM216 68H217V66H216ZM219 68V67H218ZM220 68H221V66H220ZM219 68V69H220ZM232 68V67H231ZM2 69H3V67H1V71H2ZM6 69V72L5 73H7L8 72V69H10V67L8 68H5ZM12 69V68H11ZM38 70H39V68H37ZM44 69V68H43ZM134 69V68H133ZM178 69V68H177ZM184 69H186V68H184ZM195 69V68H194ZM210 69V70H211ZM219 69H215V71L216 72H218V70ZM228 69V68H227ZM13 70H14V68H13ZM164 70V72L162 73V77H161V82L159 83V86H157V91L156 90H154V92L156 93V94H153V95H151V96H146V99L148 100V105H149V108L148 109H151L152 110V112L153 113H155V115H157V116H159V117H162V116H164L166 113H167V109L169 108V106H170V104H171V102H170V104H169V102L168 103H165V102H163V99L161 98V94H158L160 91L159 90H161V88L163 89V87H162V85L165 83V81L168 79L167 78V73H168V71H170V69L168 70V71H166V69L164 68L163 69ZM201 70H200V73H204V70H203V72H201ZM209 70V69H208ZM214 70V69H213ZM221 70V69H220ZM230 70V69H229ZM3 71H5V70H3ZM0 72V75L1 74H3L4 72ZM20 71V70H19ZM23 71V70H22ZM22 71H20V72H16L17 74L18 73H20V74H22L23 72ZM40 71V70H39ZM172 71V70H171ZM198 71V70H197ZM206 72H207V69L205 70ZM215 71H212V72H214L213 74H215L216 72ZM223 71V70H222ZM262 71V70H261ZM22 72V73H21ZM36 72H37V70H36ZM41 72V71H40ZM125 72V71H124ZM135 72V71H134ZM209 72H211V71H208L207 73L208 74H206V73H204V75L207 77V75L208 76H210L209 74ZM171 73V72H170ZM173 73V72H172ZM185 73V72H184ZM197 73V72H196ZM199 73V71H198V76L200 77V74ZM219 73H221L222 74V72H220L219 71ZM225 74H226V72H224ZM12 74V73H11ZM25 74V73H24ZM36 74V73H35ZM190 74V73H189ZM213 74H212V76H213ZM224 74V75H225ZM28 75V74H27ZM29 75V76H30ZM82 75V76H81ZM121 75V74H120ZM131 75V74H130ZM145 75V74H144ZM178 75H179V72H178ZM183 75V74H182ZM196 75V76H197ZM203 75V77H205ZM217 74H215L214 75V77H212L213 79V81L214 82H216V79H217V76L219 75L220 76V74H218L217 76H216ZM4 76H5V74H4ZM3 76V77H4ZM22 76V75H21ZM24 76V75H23ZM36 76V75H35ZM172 76V75H171ZM183 76H185V75H183ZM218 76V77H219ZM228 76V75H227ZM226 76V77H227ZM230 76H232V74L230 75ZM1 77V76H0ZM18 77V76H17ZM20 77V76H19ZM129 77V76H128ZM173 77V76H172ZM171 77V78H172ZM180 77V78H179ZM178 78L175 76V77H173L172 79V81H173V85H171L172 87V89H173V91L176 93V95H177V98H176V101H177V99L178 98H180V104H179V106L181 107L180 108V113H179V115L181 114L182 115V117H183V119L185 120V119H187V120H190L191 119V117H192V115L194 114V113H198L199 114V117H198V119H197V122L195 123V124H193V123H190V127H191V124H193L192 125V129L190 128L189 130H186V131H184V133L182 132V131H179L178 133H176L177 131L176 130H174V133L172 134V136H173V139H174V142L175 143H179L180 145H182V147L183 148H186V152H185V154L186 155H188V156H190L191 158H192V162H193V166L192 167H194L195 169H194V174H192V176L188 179V187H186V189H183V190H178V192H177V194H168V191L166 190V191H163L160 195H159V199L160 198H165V202H168L169 203V206H174V205H178V202L180 201V195L181 194H185V193H187V194H192L193 193V191H192V188H194V186H200V187H202V189H203V187H205L204 188V190L207 192L208 190V192H210V194H209V200H211L212 198H214V196L215 197H219L220 195L221 196H223V197H232L235 201H238V200H241V197L243 198V199H246V197H247V194H249V190H250V188H251V179L254 177V176H252V174L251 173H249V170H248V168L247 167H243V165L241 164V158H240V156H239V153H237V152H235L234 150H233V148H232V144L234 143V142H238L239 143V138L237 139V135H234L233 133H232V127L229 125V120H228V113L224 110V108H225V104H226V102H225V104H222L221 102V104L219 103V102H217V101H215V100H212V97L209 95V97H211V99H208L207 98V96H206V94L207 93H209V91H210V88H209V91H207V93H206V89H207V87H213V89L212 90H214V86H213V83H212V81H211V85L212 86H210L209 84H208V86L206 85V83H204L203 82V84H201L202 82H201V80H202V75H201V80L200 79H196V77H195V75H191L189 78H186V76H185V78L184 77H182L181 76V73H180V76H179ZM223 76L221 75V78H222ZM20 78V79H21ZM36 78V79H35ZM130 78V77H129ZM216 78V79H215ZM220 78V77H219ZM221 78H220V80H221ZM228 78H231V77H228ZM262 78V77H261ZM1 79H3V78H1ZM19 79V78H18ZM49 79H51L52 81H54L55 80V83H53V87H54V89L51 91V93L49 94L48 92H50V91H48L47 92V90H48V86L50 85L49 83H48V81H49ZM165 79V80H164ZM211 78H209V80H210ZM226 78L224 77V78H222V80H225ZM21 80H23V79H21ZM208 80V77H207V79L205 80V81H207ZM208 80V81H209ZM220 80H218V81H220ZM1 81V80H0ZM4 81V80H3ZM19 81V80H18ZM79 81V82H78ZM200 81V82H199ZM217 81V82H218ZM226 81V80H225ZM16 82V81H15ZM216 82V84L215 85H218V83ZM223 82V81H222ZM52 83V82H51ZM208 83V82H207ZM209 83H210V81H209ZM47 84H49L48 86H47ZM81 83H79V85H80ZM83 84V83H82ZM223 84V83H222ZM157 85V84H156ZM203 86L204 87V89H202V91H205L204 93H205V97H202L203 95H204V93L202 94L201 93V96H200V98L202 97V98H204L205 99V101L207 102V104H209V106L208 107H206V108H204V106H205V104L202 102V100L204 101V99H202L201 100V102L200 103H203L204 104V106L202 107L203 108V110H202V108L201 109H197L198 107H201L198 103H197V101H196V98H197V96H196V94H198V93H196L195 91H197V90H195V89H197V86ZM221 84H219V86H220ZM261 85H263V84H261ZM109 86V85H108ZM113 86V85H112ZM116 87V86H115ZM117 87H118V85H117ZM128 87V86H127ZM161 87V88H160ZM218 87V86H217ZM228 87V86H227ZM3 88V87H2ZM153 88V87H152ZM158 88H160V89H158ZM169 88H170V85H169ZM1 89V88H0ZM7 89V88H6ZM50 89H51V87H50ZM155 89V88H154ZM172 89H168V90H171L170 91V93L172 92ZM200 88L198 89V91L199 90H201ZM227 89V88H226ZM229 89V88H228ZM231 89V88H230ZM249 89V88H248ZM150 90V89H149ZM195 90V91H194ZM211 90V91H212ZM261 90V89H260ZM1 91V90H0ZM10 91V90H9ZM31 91V94H26V92H30ZM162 91V90H161ZM202 91H199V92H202ZM215 92L217 91V89H216V87H215V90H214ZM220 91V90H219ZM219 91H217V93H219ZM233 91V90H232ZM134 92V91H133ZM153 92V91H152ZM168 92V91H167ZM193 92H195V96H194V94H193ZM213 92V91H212ZM215 92H214V94H215ZM211 93V92H210ZM130 94H131V92H130ZM149 94V93H148ZM220 94V93H219ZM219 94H217V95H219ZM108 95V94H107ZM167 96H168V94H166ZM165 95V96H166ZM198 95H200V93L198 94ZM239 95V94H238ZM251 95V94H250ZM259 95V94H258ZM212 96H214L215 97V95H212ZM241 96V95H240ZM247 96V95H246ZM251 96H253V94L251 95ZM78 97V98H77ZM113 97V96H112ZM214 97H213V99H214ZM239 97V96H238ZM253 97H255V95L253 96ZM259 97H261V95L259 96ZM2 98H3V96H2ZM170 98V97H169ZM199 98V97H198ZM217 98V97H216ZM223 98V97H222ZM239 99V98H238ZM246 100H245V103H246V101H247V99H249V97L248 98H245ZM259 99V98H258ZM112 100V99H111ZM117 100V99H116ZM198 100V99H197ZM224 100V99H223ZM222 100V101H223ZM243 100H244V98H243ZM242 100V101H243ZM257 100V99H256ZM263 99H261V101H262ZM107 101V100H106ZM121 101V100H120ZM119 101V102H120ZM3 102V101H2ZM80 102V101H79ZM123 102V101H122ZM125 102H126V100H125ZM249 102H251V100H249ZM249 102H247L248 104H249ZM253 102V101H252ZM251 102V103H252ZM106 103V102H105ZM174 103V102H173ZM197 103V104H196ZM224 103V102H223ZM228 103V102H227ZM244 103V104H245ZM116 104H118V103H116ZM120 104V103H119ZM257 104V103H256ZM174 105V104H173ZM195 105H197L198 107H196L195 108ZM221 105H225L224 106V108L221 106ZM228 105V104H227ZM252 105V104H251ZM42 106V107H41ZM93 106V105H92ZM117 106V105H116ZM122 106V105H121ZM120 106V108H122L123 109V107H121ZM176 106V105H175ZM207 106V105H206ZM242 106V105H241ZM247 106V105H246ZM39 107H41L40 108V110H39ZM102 107V106H101ZM104 107V106H103ZM119 107V106H118ZM128 107H129V105H128ZM146 107V106H145ZM243 107V106H242ZM116 108V107H115ZM172 108V107H171ZM226 108H227V106H226ZM251 108H253V107H251L250 106V109ZM95 109V108H94ZM117 110H118V108H116ZM125 109V108H124ZM175 109V108H174ZM227 109H230L229 108V106H228V108ZM257 109V108H256ZM259 109V108H258ZM257 109V110H258ZM92 110V109H91ZM117 110H113L114 112H116V114H117ZM48 111H51V109H49ZM122 111V110H121ZM228 111H230V110H228ZM254 111V110H253ZM260 111V110H259ZM113 112V114H115ZM175 112V111H174ZM172 113V112H171ZM176 113H177V111H176ZM229 113H231V111L229 112ZM264 112H262V114H263ZM76 114V113H75ZM112 114V113H111ZM120 114H122L121 112H120ZM169 114V113H168ZM243 114V113H242ZM247 114V113H246ZM245 114V115H246ZM79 115V114H78ZM119 115V114H118ZM125 115H126V112H125ZM113 116V115H112ZM112 116H110V117H112ZM115 116V115H114ZM124 116V115H123ZM198 116V115H197ZM260 116H262V115H260ZM41 118H42V116H40ZM78 117V116H77ZM77 117H76V119H77ZM80 117V116H79ZM118 117V116H117ZM195 117V116H194ZM255 117V116H254ZM258 117V116H257ZM100 118V117H99ZM113 118V117H112ZM124 119L123 120H125V117H123ZM111 119V118H110ZM247 119V118H246ZM113 120H115V119H113ZM112 120V121H113ZM186 120V121H187ZM194 120H196L195 118L193 119V121ZM259 120V119H258ZM257 120V121H258ZM116 121V120H115ZM132 118L130 117V116H127L126 117V120H125V125L124 126H126L127 128H125V127H123L124 129H127V131H128V134H126V133H124V129H123V134H126L128 137H130V130H131V128H130V126H133V125H135L134 123H132ZM193 121H191V122H193ZM39 122H40V120H39ZM124 122V121H123ZM250 121H248V123H249ZM31 123V122H30ZM114 122H112V124H113ZM41 124V123H40ZM79 124V123H78ZM116 124H118V123H116ZM264 123L262 122V125H263ZM13 125V126H14ZM17 125V126H18ZM30 125V124H29ZM115 125V124H114ZM121 124H119V126H120ZM28 126V125H27ZM32 126H34L33 124H32ZM78 126V125H77ZM84 126V125H83ZM93 126V125H92ZM260 126V125H259ZM264 126V125H263ZM31 127V126H30ZM30 127L28 128V130L30 129ZM121 127H122V125H121ZM178 127V126H177ZM176 127V128H177ZM17 128V127H16ZM24 128H25V126H24ZM148 128H149V131H147V132H149V133H151L153 136H156L157 137V128H153L151 125H149L148 126ZM195 128V129H194ZM27 129V128H26ZM26 129H25V131H26ZM33 130H34V128H32ZM45 129H47V128H45ZM122 129V128H121ZM180 129V128H179ZM36 130V129H35ZM254 130V129H253ZM18 131V130H17ZM16 131V129H15V132H17ZM51 131V130H50ZM23 132V131H22ZM32 132V131H31ZM99 132H100V129H99ZM99 132H96V133H99ZM102 132V131H101ZM104 132V131H103ZM258 132V131H257ZM256 132V133H257ZM34 133H35V131H34ZM61 133H60V135H61ZM260 133H261V135H260ZM260 133H257L256 135H254L255 137H254V139H255V143H256V141H257V143H259L258 144V146H257V148H255V149H257V150H255V151H257V154L259 155V156H263V154H262V152H261V145H262V140L261 139H259L260 138V136H262V132L260 131ZM24 134V133H23ZM26 134V133H25ZM39 135V133H36V135ZM42 134V133H41ZM46 134V133H45ZM53 134V133H52ZM201 134H203L204 135V137L206 138V139H208L210 142H212V145L211 146H213V145H217V146H215V147H222V145L224 146V148H222V149H220L219 147H218V149L217 148H212L213 150L215 149V152L213 151V153H215V154H213L212 153V149H210L209 147H207L208 148V150L210 149L211 151V153L213 154V156H214V158L215 157H217L218 158V166L220 167V169L222 168V171L220 170V172H219V168L218 167H216V168H212V167H210L209 166V168L210 169H208V171L209 170H211V169H213V170H211L212 171V173H210L211 171H207L208 173H210L211 175H212V177L213 178H211V176L210 175H207L206 174V167L208 168V164L210 165V164H212L211 162L213 161V157H211V154H210V158H211V162H208L207 160H208V153L205 151L204 152V149L202 148L203 146H204V144L203 145H201L202 144V142L201 143H198L197 144V138L198 137H201ZM254 134V133H253ZM13 135V134H12ZM15 135H17L16 133H15ZM51 135V134H50ZM99 135H100V133H99ZM188 135L190 136L189 138H191L192 139V141H191V139H189L191 142V145H187L186 144V142H185V139L188 137ZM260 135V136H259ZM1 136V135H0ZM40 136V135H39ZM38 136V137H39ZM42 136H43V134H42ZM54 136V135H53ZM66 136V135H65ZM83 136V135H82ZM109 136V135H108ZM241 136V135H240ZM71 137H73V136H71ZM98 137V136H97ZM104 137V136H103ZM118 137H119V135H118ZM135 137V136H134ZM143 137V136H142ZM144 137H145V135H144ZM155 137V138H156ZM253 137V136H252ZM251 137V138H252ZM23 138V137H22ZM39 138H41V137H39ZM38 138V139H39ZM43 138V137H42ZM126 138V137H125ZM131 138V137H130ZM136 138V137H135ZM155 138H154V140H155ZM202 138V137H201ZM204 138V139H205ZM1 139V138H0ZM24 139H26L25 137H24ZM38 139H37V143H38ZM60 139H61V137H60ZM84 139H85V137H84ZM113 139V138H112ZM112 139H111V142H112ZM129 139V138H128ZM254 139H253V141H254ZM32 140V139H31ZM30 140V141H31ZM34 140V139H33ZM78 141H79V138L77 139ZM86 140H87V138H86ZM93 140V139H92ZM94 140H96V139H94ZM99 140V139H98ZM104 140V139H103ZM119 140V139H118ZM117 140V141H118ZM132 140H134V138L132 139ZM139 140V139H138ZM188 140V139H187ZM17 142H18V140H16ZM15 141V142H16ZM28 141V140H27ZM49 140H46V141H41L39 144V146L38 147H36V148H27V149H23L22 148V150H20L21 151V153H20V155L19 154H16V155H19V158L16 160V166H15V169H16V173H12V175L10 176V177H8V178H0V210L1 209H3L4 210V206H6L7 205V203L10 201V196H9V191L8 190H10V189H12V188H14L15 186H17V185H19V184H23V182H25V183H27V182H29L28 183V185L26 184V186H27V188H32V186H34L35 187V185H39V184H41L43 181H47L46 182V184H45V186H48V183H49V185L50 186H52V188H54L53 187V185L54 186H56V184H55V181H53L55 178H53V176H51L50 178V181L49 180H47L48 178H49V176H50V174H51V172H52V170H53V165L54 164H56V163H58V162H62L63 161V159H65V157H61L60 156V158H57V157H52L53 155H55L54 154V152H55V150H54V148L52 149V147H58V150L60 151V148H62V147H59V146H61V144L59 143V142H56L55 144V146H52V142L51 143H49L48 142ZM57 141H59V140H57ZM62 141V140H61ZM67 141V140H66ZM84 141V140H83ZM102 141V140H101ZM109 141V140H108ZM116 141V140H115ZM129 141H130V139H129ZM195 141H196V143H195ZM206 141V140H205ZM259 141V142H258ZM16 142V143H17ZM20 142V141H19ZM23 142H24V140H23ZM32 142V141H31ZM54 142H55V140H54ZM75 142V141H74ZM73 142V144H75ZM94 142V141H93ZM110 142V143H111ZM123 142H124V140H123ZM125 142H126V140H125ZM124 142V143H125ZM152 142V141H151ZM156 142V141H155ZM199 142V141H198ZM206 142H208V141H206ZM33 143V142H32ZM112 143H114V142H112ZM131 145V147H132V151L130 150V152H131V155H132V152L133 153H136V154H134L133 156H129L130 157V159H132V157H136V155H137V152L140 150V148H141V144L137 141V142H135V141H131V142H129ZM204 143V142H203ZM253 143V142H252ZM13 144H14V142H13ZM34 144H35V141H34ZM63 144H64V142H63ZM73 144H71L72 145V147H73ZM86 144H89V143H86ZM152 144V143H151ZM150 144V146H152ZM156 144V143H155ZM209 144V143H208ZM211 144V143H210ZM210 144H209V146H210ZM17 145V144H16ZM29 145V144H28ZM31 145V144H30ZM70 145V144H69ZM82 145V144H81ZM80 145V146H81ZM91 145V146H90ZM90 145H88L89 146V149L87 150V156L89 157V158H92L93 160V162H95V166H97V164H99V165H101V166H104L105 165V161H106V159H105V154H104V152H102V149L104 148H102V146H101V148L100 147H98V145L96 146V147H92V143H90ZM94 145V144H93ZM103 145V144H102ZM117 145V144H116ZM124 145V144H123ZM129 145V144H128ZM200 145H201V147H200ZM8 146H10V145H8ZM24 146V145H23ZM27 146V145H26ZM25 146V147H26ZM63 146V145H62ZM76 146V145H75ZM108 146V145H107ZM206 146V145H205ZM248 146V145H247ZM31 147V146H30ZM82 147H83V145H82ZM111 147V146H110ZM112 147H113V145H112ZM125 147V146H124ZM131 147L129 148V149H131ZM154 147V146H153ZM71 148V147H70ZM86 148V147H85ZM113 148H115V147H113ZM117 148V147H116ZM123 148V147H122ZM151 148V147H150ZM63 149V148H62ZM72 149V148H71ZM127 147H126V151H127ZM252 149V148H251ZM250 149V150H251ZM54 150V151H53ZM56 150H57V148H56ZM82 150V149H81ZM84 150V149H83ZM82 150V151H83ZM120 150V149H119ZM123 150V149H122ZM135 152H134V151ZM143 151H144V149H142ZM153 150V149H152ZM207 150V151H208ZM250 150H249V152H250ZM253 150H254V148H253ZM114 151H115V149H114ZM118 151V150H117ZM174 152H175V154L173 155V157L171 158V160H170V162L162 169V170H159V171H157L156 172V174H157V179H159V180H161V184L159 183H157V182H159V180L156 182V184H155V187H154V192L155 191H157L158 190V188H160V186L163 184V181H164V183H166L167 182V180H169L168 178L170 177L171 178V176H169L170 174H171V167H172V164L174 163V165H175V162H176V167H174V168H176L175 170H177L178 169V167H177V162H180V159H182V155L184 156V154L182 153V152H178V149H175V150H173ZM80 152V151H79ZM110 152V151H109ZM113 152V151H112ZM125 152V151H124ZM209 152V151H208ZM17 153H19V152H17ZM60 153H62V152H60ZM78 153V152H77ZM81 153V152H80ZM114 153V152H113ZM122 153V152H121ZM155 153V152H154ZM204 153L205 154H207V155H205V156H207V157H204L203 155H204ZM246 152H244L243 154H245ZM251 153H252V155H253V152H252V150H251ZM14 154H15V152H14ZM53 154V155H52ZM58 154V153H57ZM56 154V156H58ZM84 154V152L82 153V155ZM128 154V153H127ZM218 155V156H215V155ZM241 154V153H240ZM248 154V153H247ZM23 155V156H22ZM52 155V156H51ZM69 155H70V153H69ZM81 155V154H80ZM115 155H116V153H115ZM114 155V156H115ZM7 156V155H6ZM5 156V157H6ZM11 156V155H10ZM9 156V157H10ZM92 156V157H91ZM106 156H107V154H106ZM124 156V155H123ZM146 156V155H145ZM151 156H153V155H151ZM253 156H255V157H257L256 155H253ZM262 156H261V158H262ZM59 157V156H58ZM94 157V158H93ZM253 158V160L255 159L256 161L259 159V157H257V158ZM11 158V157H10ZM84 158V157H83ZM82 158V159H83ZM85 158H86V156H85ZM84 158V159H85ZM108 158V157H107ZM111 158V157H110ZM117 158H118V156H117ZM152 158V157H151ZM154 158V157H153ZM152 158V159H153ZM251 158V157H250ZM264 158V157H263ZM13 159V158H12ZM79 159H81V158H79ZM112 159V158H111ZM151 159V160H152ZM173 159H174V162H173ZM216 159V158H215ZM249 159V158H248ZM70 160V159H69ZM73 160V159H72ZM121 160V159H120ZM177 160V161H176ZM191 160V159H190ZM217 160V159H216ZM254 160V161H255ZM12 161V160H11ZM84 161V160H83ZM97 161H99L98 163H97ZM119 161V160H118ZM126 161V160H125ZM131 161V160H130ZM205 161H207L208 162V164L206 163V165L207 166H205ZM261 161V160H260ZM264 160H262V163H264L263 162ZM13 162H15V159L13 160ZM113 162V161H112ZM124 162V161H123ZM183 162H184V160H183ZM182 162V163H183ZM216 162V161H215ZM215 162H213V164L215 163ZM65 163H67L66 161H65ZM65 163H62V164H65ZM97 163V164H96ZM109 163H110V160H109ZM131 163H133V160L131 161ZM140 163V162H139ZM172 163V164H171ZM181 163V162H180ZM179 163V164H180ZM217 163V162H216ZM246 162H244V164H245ZM261 163V162H260ZM260 163L258 164V165H260ZM11 164V163H10ZM71 164V163H70ZM77 164V163H76ZM112 164V163H111ZM126 164V163H125ZM142 164V163H141ZM192 164V163H191ZM249 164H250V162H249ZM255 164V163H254ZM61 165V164H60ZM130 165V164H129ZM136 165V164H135ZM139 165V164H138ZM143 165V164H142ZM145 165L147 166L148 164H146L145 163ZM145 165H143V167H141V165H140V167H141V169H140V178H141V182H139V183H142L143 182V185L145 184V182H146V175H147V169H146V166ZM186 165V164H185ZM215 165V164H214ZM248 165V164H247ZM253 165V164H252ZM68 166V165H67ZM88 166V165H87ZM95 166H93L94 167V169H95ZM101 166H99V167H101ZM106 166V165H105ZM131 166L132 165H130V167L128 168V169H130L131 168ZM181 166L182 165H180V167L179 168H181ZM211 166H213V165H211ZM217 166V165H216ZM248 166H250V165H248ZM65 167H66V164H65ZM65 167H64V165H63V168L65 169ZM72 167V166H71ZM90 167V166H89ZM93 167L91 166V168H89V169H92V170H94L93 169ZM120 167V166H119ZM134 167V166H133ZM131 168V169H133L134 170V168ZM137 167V166H136ZM149 167V166H148ZM204 167V168H203ZM214 167V166H213ZM253 167V166H252ZM259 168H256V169H259V171L262 169L263 170V164H262V167H260V166H258ZM60 168H62L61 166H60ZM68 168V167H67ZM75 168V167H74ZM116 168H118V167H116ZM261 168V169H260ZM57 169V168H56ZM59 169V168H58ZM70 169V168H69ZM73 169V168H72ZM88 169V168H87ZM122 169V168H121ZM130 169V170H131ZM205 169V170H204ZM216 169V170H215ZM255 169V168H254ZM92 170H90V171H92ZM138 170V169H137ZM216 172H215V171ZM56 171V170H55ZM87 171V170H86ZM115 171V170H114ZM128 171V170H127ZM126 171V172H127ZM186 171V170H185ZM214 171V172H213ZM58 172V171H57ZM61 172V171H60ZM71 172V171H70ZM99 172V171H98ZM104 172V171H103ZM118 172V171H117ZM116 171L112 174V175H114V178L112 179V180H114V185H115V183L117 184V183H119V182H121V181H119L118 179H120V177H118L119 175H118V173H117ZM123 172V171H122ZM132 172V171H131ZM177 172H179V170L177 171ZM181 172H182V170H181ZM18 173V174H17ZM108 173V172H107ZM112 173V172H111ZM135 173V172H134ZM134 173H132L133 174V176H134ZM173 173V172H172ZM185 173V172H184ZM213 173H215V174H213ZM264 173V172H263ZM7 174H8V172H7ZM52 174H54L55 176L54 177H56L58 174L57 173H52ZM57 174V175H56ZM60 174V173H59ZM67 174H71V173H66V175ZM74 174V173H73ZM76 174V173H75ZM84 174V173H83ZM175 174H177V173H175ZM180 174H182V173H180ZM204 174V176L205 175H207V176H209L210 177V180L208 181V180H204L205 179V177H204V179L202 178V175ZM62 175V174H61ZM65 175V174H64ZM64 175L62 176V178L64 177ZM68 175V176H69ZM108 175V174H107ZM172 175V174H171ZM68 176H66V177H68ZM74 176V175H73ZM95 175H93L92 177H91V179H87V181L86 182H83L82 184H78V185H80L81 186V188L79 187H77V186H75V187H77L78 189H81V191H83V192H81L80 193V195L82 196H80V197H78V199H79V201H80V208L82 209H84L85 210V208H86V205H87V203H88V201H90V200H92V201H96L97 203H99V204H102V205H107V201H108V198L110 197L109 196V190H107V188H106V186H104V185H102V186H99V184H100V182H99V184H98V186H96L97 185V183L96 182H98L97 180H99V179H97L96 178V176L94 177ZM124 176V175H123ZM128 176H129V174H128ZM132 175H131V177H133ZM136 176V175H135ZM137 176H138V174H137ZM176 176V175H175ZM185 176H187V175H185ZM206 176V177H207ZM242 176V177H241ZM121 177H122V175H121ZM166 177H168L167 178V180L165 181V179H166ZM174 177V175L172 176V178ZM177 177H178V175H177ZM184 177V176H183ZM208 177V178H209ZM62 178H59V181H61L60 179H62ZM72 178V177H71ZM70 178V179H71ZM84 178H86V177H84ZM128 178V177H127ZM175 178V177H174ZM179 178V177H178ZM178 178H175V179H178ZM207 178V179H208ZM215 178H217L216 179V181H214V179ZM241 178L243 179V183H242V185H241ZM125 179V178H124ZM123 179V180H124ZM134 179V178H133ZM53 182H52V181ZM56 180H58V179H56ZM71 180H73V179H71ZM76 180V179H75ZM85 180V179H84ZM83 180V181H84ZM127 180V179H126ZM136 180V179H135ZM138 180V179H137ZM172 180V179H171ZM170 180V181H171ZM58 181V182H59ZM63 181H65V180H63ZM67 181V180H66ZM64 182V184H67V182ZM68 181H69V179H68ZM74 181V180H73ZM119 181V182H118ZM174 181V180H173ZM173 181L172 182H169V183H173ZM182 181V180H181ZM71 182V181H70ZM177 182V180L174 182V185H175V183ZM57 183V182H56ZM124 183V182H123ZM131 183V182H130ZM187 183V182H186ZM263 183H264V178H263ZM63 184V183H62ZM63 184V185H64ZM76 184V183H75ZM121 184V183H120ZM184 184V183H183ZM25 185V184H24ZM24 185H22V186H24ZM43 185V184H42ZM68 185V184H67ZM126 185V184H125ZM127 185H128V183H127ZM126 185V186H127ZM140 185H142V184H140ZM139 185V186H140ZM167 185V184H166ZM171 185V184H170ZM180 185V184H179ZM186 185V184H185ZM26 186H24V187H26ZM50 186H48V188L50 187ZM87 186H89L88 188H87ZM116 186V185H115ZM138 186V185H137ZM138 186V187H139ZM178 186V185H177ZM181 186V185H180ZM58 187V186H57ZM59 187H60V184H59ZM74 187V186H73ZM74 187V188H75ZM113 186H111V187H109V189H111ZM128 187V186H127ZM133 187V186H132ZM143 187V186H142ZM38 188V187H37ZM37 188H35V189H37ZM118 188H120V185H119V187ZM196 188V187H195ZM212 188H215V189H212ZM24 189H26V188H24ZM35 189H33L34 191H35ZM44 189H45V187H44ZM51 189V188H50ZM59 189V188H58ZM69 189V188H68ZM134 189H135V186H134ZM173 188H171V191H173L172 190ZM181 189V188H180ZM208 189V190H207ZM211 189V190H210ZM42 190V189H41ZM46 190V189H45ZM54 190H56V189H54ZM130 190V189H129ZM136 190V189H135ZM22 191V190H21ZM38 191V190H37ZM40 191V190H39ZM39 191L37 192L38 194H39ZM46 191H49L48 189L46 190ZM45 191V192H46ZM57 191V190H56ZM85 191V192H84ZM139 191H141V190H139ZM14 192V191H13ZM62 192V191H61ZM68 192V191H67ZM143 192V191H142ZM141 192V193H142ZM190 192V193H189ZM201 192V191H200ZM14 193H16V194H18L17 193V191L15 190V192ZM22 193H23V191H22ZM32 193V192H31ZM82 193H85V194H82ZM119 193V192H118ZM121 193V192H120ZM122 193H124L123 191H122ZM135 193V192H134ZM160 193V192H159ZM172 193V192H171ZM25 194V193H24ZM46 194V193H45ZM52 194V193H51ZM208 194V193H207ZM19 195H21V194H19ZM55 195V194H54ZM53 195V196H54ZM137 195H138V189H137ZM18 196V195H17ZM30 196V195H29ZM34 196H36V193L34 194ZM34 196H30V197H23V199H25V203H27V201L26 200H30V198H32V197H34ZM39 196V195H38ZM38 196H36V198L38 199L39 197ZM40 196H41V194H40ZM64 196V195H63ZM124 196V195H123ZM14 197H16V196H13V198ZM120 197V196H119ZM12 198V199H13ZM18 198V197H17ZM22 198V197H21ZM43 198V197H42ZM45 198V197H44ZM62 198V197H61ZM134 198H136V196L134 197ZM133 198V199H134ZM152 198V197H151ZM154 198V197H153ZM152 198V199H153ZM206 198H207V196H206ZM12 199H11V201H12ZM19 199V198H18ZM17 199V200H18ZM23 199H20L21 201L23 200ZM33 199H35V198H32V202H35ZM36 199V200H37ZM56 199V198H55ZM77 199V198H76ZM133 199H132V201H133ZM137 199V198H136ZM136 199H134L135 201H136ZM14 200V199H13ZM28 200V201H29ZM112 200V199H111ZM116 200H117V198H116ZM15 201V200H14ZM30 201V202H31ZM41 201L42 202H44L42 199H41ZM113 201V200H112ZM129 201V200H128ZM192 201V200H191ZM13 202V201H12ZM17 202V201H16ZM46 203H47V200L45 201ZM75 202V201H74ZM125 202V201H124ZM161 202L162 201H159V203H157L155 206H157L158 207V209L160 208V204H161ZM14 203V202H13ZM24 203V202H23ZM29 203V202H28ZM111 203V202H110ZM122 203V202H121ZM20 204H22V202L20 203ZM31 204H33V203H31ZM48 204V203H47ZM113 204H117V201L115 202V203H113ZM123 204V203H122ZM129 204V203H128ZM10 205H11V203H10ZM13 205V204H12ZM24 205V204H23ZM37 205V204H36ZM35 205V206H36ZM79 205V204H78ZM124 205V204H123ZM125 205H127V203L125 204ZM187 205H190V202H187L186 203V206ZM250 205V201L248 200V201H246L244 204H243V209L244 210H247V208H248V206ZM15 206H16V203H15ZM14 206V207H15ZM43 206H45V205H43ZM113 206V205H112ZM9 207V206H8ZM13 207V206H12ZM20 207V206H19ZM37 207H39L38 205H37ZM42 207V206H41ZM79 207V206H78ZM124 207V206H123ZM17 208V207H16ZM34 208V207H33ZM32 208V209H33ZM184 208H186V207H184ZM236 208V207H235ZM39 209V208H38ZM80 209V210H81ZM82 209V210H83ZM161 209V208H160ZM159 209V210H160ZM5 210H6V212L5 213H7V211H9V210H11V208L10 209H8V208H5ZM32 211V210H31ZM1 212V211H0ZM11 211H9V213H10ZM76 212V211H75ZM78 212V211H77ZM81 212H84V211H81ZM237 212H241V205H239V206H237ZM4 213V214H5ZM8 213V214H9ZM2 214V213H1ZM62 214H63V212H62V210H60V211H58V212H56V214L55 215H53L50 219H48L46 222H44V224H50V225H52V219H59L61 216H62ZM82 214V213H81ZM181 212L179 211V209L176 207V209H174V210H172V211H170V215L172 216V217H178V216H181ZM7 215V214H6ZM1 217V216H0ZM28 218V217H27ZM182 219H184V218H180V220L179 221H170V223L171 224H175V225H179V227L180 226H182L184 223H187V224H189V223H197V220H193V219H185V220H182ZM7 220H8V218H7ZM1 221H4L2 218H0V222ZM16 221V220H15ZM42 221H44V220H42ZM5 222V221H4ZM41 222V221H40ZM71 222V221H70ZM68 223L67 225H70L71 223ZM261 223H263V225H264V215L262 216V218H261ZM4 224H6V223H4ZM73 224V223H72ZM71 224V225H72ZM186 225V224H185ZM263 241V240H262ZM261 241V242H262ZM260 242V243H261ZM193 243H195V242H193ZM147 244V243H146ZM199 244V243H198ZM141 245V244H140ZM200 245V244H199ZM198 245V246H199ZM251 245V244H250ZM255 245V244H254ZM253 246V245H252ZM251 246V247H252ZM259 246V245H258ZM262 246V245H261ZM142 247V246H141ZM195 247V246H194ZM263 247V246H262ZM104 248V247H103ZM253 248V247H252ZM258 248V247H257ZM248 250V249H247ZM239 251V250H238ZM262 251V250H261ZM111 252V251H110ZM244 252V251H243ZM249 252V251H248ZM253 252H255V251H253ZM252 252V253H253ZM175 253V252H174ZM238 253V252H237ZM108 254V253H107ZM138 254H140V253H138ZM256 254V253H255ZM260 254V253H259ZM258 254V255H259ZM254 255V254H253ZM246 256V255H245ZM252 256V255H251ZM261 256V255H260ZM248 257V256H247ZM252 257H254V256H252ZM255 257H256V255H255ZM264 257V256H263ZM258 258V257H257ZM253 259V258H252ZM261 260V259H260ZM263 260V259H262ZM258 261V260H257ZM249 262H251L250 260H249ZM253 262V261H252ZM258 262H260V261H258ZM256 263V262H255ZM146 264V263H145ZM252 264V263H251ZM264 264V263H263Z\"/></svg>",
    "mask_w": 264,
    "mask_h": 264
}]
</instances>
